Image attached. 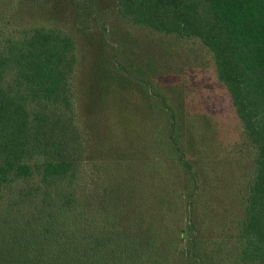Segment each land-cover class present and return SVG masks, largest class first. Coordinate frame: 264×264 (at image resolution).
<instances>
[{"label": "trees", "instance_id": "1", "mask_svg": "<svg viewBox=\"0 0 264 264\" xmlns=\"http://www.w3.org/2000/svg\"><path fill=\"white\" fill-rule=\"evenodd\" d=\"M37 2L30 11L36 8L47 20L61 15V8L43 13ZM83 6L86 11L91 3ZM96 7L151 32L199 42L211 54L241 145L252 156L246 160L249 172L238 202L229 191L234 171L228 160L203 206L215 215L223 207L237 210L240 222L225 239L232 244L231 264H264V0H114ZM111 27L108 34L79 29L86 51L100 63L99 73L109 78L111 87L104 80L101 90L117 102L116 91L127 83L149 114L157 108L165 116V148L183 172L181 196L169 192L162 175L155 177L156 162L153 169L150 160L146 170L142 161L148 159L123 152L121 143L129 137L120 104H99L106 117L98 122L82 102V84L78 112L73 32L50 24L33 27L16 39L0 40V264H168L178 252H185L190 264L212 262L206 248L212 240L200 237L204 170L196 163L202 160L197 157L201 147L189 140L179 146L181 121L165 96L153 91L148 80L152 66L121 64ZM105 118L111 126L106 127ZM144 148L141 154H149ZM109 162L116 169H105ZM217 197L222 206L216 205ZM174 198L182 210L186 206L185 214L167 227Z\"/></svg>", "mask_w": 264, "mask_h": 264}, {"label": "rangeland", "instance_id": "2", "mask_svg": "<svg viewBox=\"0 0 264 264\" xmlns=\"http://www.w3.org/2000/svg\"><path fill=\"white\" fill-rule=\"evenodd\" d=\"M71 1L38 0L36 4L44 11L43 13L49 14L53 10L63 9L58 18L47 20L40 11H36V8L34 11L31 8L30 11L29 8L34 0H0V40L6 42L16 39L28 29L47 24L56 25L63 30H71L76 41L78 59L74 76L76 99L80 100L82 97V84L85 85V97L82 102L85 104L86 111L90 112V108L93 109V117L98 122L106 117L105 113L99 110L102 102L109 104L108 107L112 104H120L119 110L125 124L122 127L129 137L121 143L123 152H129L131 157L142 156V159H148L149 161H142L143 168L146 170L150 166V160H152L153 169L156 162L155 177L158 179L159 175H162L168 182L169 192L175 191L177 196H181L179 190L182 188L183 172L174 154L165 148V145L168 146V140L165 137L167 130L165 116L157 108L155 112L149 114L146 105L135 101L132 97L133 89L127 83H124L121 90L116 91L119 98L117 102L110 99L109 93L101 90L104 80H107L108 87H111L109 78L106 79L99 73L100 63L93 52L86 51L84 41L80 37V30L87 31L89 34L106 30L108 34L112 25L116 44L113 42L111 44L117 46V60L126 67L131 66V69L142 68L143 65L148 67L149 64L152 66L148 80L151 81L153 91L156 95L165 96L168 106L181 121L183 135L179 146L188 145L189 140L197 144L196 147H201L197 157L199 156L198 158L202 160L196 163L198 168L204 170L203 181L200 184L199 206L205 204L209 191L212 192L215 185V180L219 184L218 181L222 179L220 176L228 165V160L234 171V179H228L229 191L236 204L240 191L244 187L243 177L249 172V168L245 167L247 158L252 156V151L250 152V149L248 151L245 146L241 145L238 123L224 87L217 80L213 58L208 50L196 41L177 39L131 25L112 13V10L100 11L96 7L97 5L100 8L107 7L114 0H75L77 1L76 6H72ZM86 3H91V7L84 11L83 4ZM84 17L86 21L82 24ZM108 40L110 42L111 39L108 38ZM107 49L112 51L110 48ZM78 99L77 106L79 105ZM133 108L138 109L136 110L138 114L132 113ZM144 111L145 114L142 113ZM142 117L146 120L145 125L142 123ZM105 125L106 127L111 126L107 118H105ZM145 129L149 130L145 131ZM81 133L83 135L82 131ZM148 136L151 141L147 139ZM143 147L147 148L146 150L150 153L142 155ZM188 149L190 150L189 147ZM108 150L109 143L105 151ZM93 161L98 162L96 158ZM113 168L116 169V165L109 162L105 169ZM120 168L123 175L128 174L127 171L122 170V167ZM142 174L146 182L147 178L143 172ZM127 176L129 175L125 177ZM213 203L223 205L220 197H217L216 203L215 201ZM172 205L171 210L169 209L170 220H168L167 227L179 223L178 220L180 218L182 220L185 214L186 206L182 210L178 205ZM203 208L198 211L199 220L202 221L200 237L212 240L211 246L206 247L210 250L209 260L212 261L210 264H231L232 262L227 258L232 253V244L231 241L225 242V239L233 236L235 233L233 229L240 222L237 220V210L225 212L223 207L215 215V211H209L207 205ZM238 213L241 214L240 211ZM197 224L199 225V222ZM212 249L214 251L211 252ZM168 264H190V260L185 252H178L170 256Z\"/></svg>", "mask_w": 264, "mask_h": 264}]
</instances>
